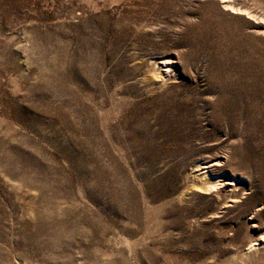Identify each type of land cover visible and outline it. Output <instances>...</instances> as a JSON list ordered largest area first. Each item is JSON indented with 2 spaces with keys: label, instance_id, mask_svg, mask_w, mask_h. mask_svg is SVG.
Instances as JSON below:
<instances>
[{
  "label": "rangeland",
  "instance_id": "374dc122",
  "mask_svg": "<svg viewBox=\"0 0 264 264\" xmlns=\"http://www.w3.org/2000/svg\"><path fill=\"white\" fill-rule=\"evenodd\" d=\"M258 238L264 0H0V264H264Z\"/></svg>",
  "mask_w": 264,
  "mask_h": 264
},
{
  "label": "bare ground",
  "instance_id": "6f19581e",
  "mask_svg": "<svg viewBox=\"0 0 264 264\" xmlns=\"http://www.w3.org/2000/svg\"><path fill=\"white\" fill-rule=\"evenodd\" d=\"M165 60V59H163ZM151 66V65H150ZM157 68L156 69H149V74H150V79L155 78L156 72L157 75H161L162 72H164L166 69H171L173 66V62L171 60H166V61H160L156 63ZM163 76V75H162ZM229 186V185H228ZM261 242H264L262 238H258L254 243H251L248 247V249L254 250V246H258L261 244Z\"/></svg>",
  "mask_w": 264,
  "mask_h": 264
}]
</instances>
